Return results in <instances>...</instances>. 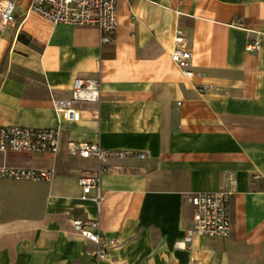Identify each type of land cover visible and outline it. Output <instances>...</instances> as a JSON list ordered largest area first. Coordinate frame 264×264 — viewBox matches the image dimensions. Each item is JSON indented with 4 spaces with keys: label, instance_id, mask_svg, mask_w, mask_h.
<instances>
[{
    "label": "crops",
    "instance_id": "crops-1",
    "mask_svg": "<svg viewBox=\"0 0 264 264\" xmlns=\"http://www.w3.org/2000/svg\"><path fill=\"white\" fill-rule=\"evenodd\" d=\"M0 125L59 128L58 152H0V165L51 169V180L0 179V264H264V0H119L116 39L95 26L51 23L14 0L2 24ZM189 36L194 74L171 60L175 30ZM258 41L255 51L247 45ZM78 76L100 79L99 101L67 119ZM126 150L103 163L72 144ZM145 152L141 158L138 153ZM99 172L103 200L78 178ZM229 176V183H225ZM232 191L230 237L185 247L193 192ZM98 220L109 256L73 220Z\"/></svg>",
    "mask_w": 264,
    "mask_h": 264
},
{
    "label": "built area",
    "instance_id": "built-area-1",
    "mask_svg": "<svg viewBox=\"0 0 264 264\" xmlns=\"http://www.w3.org/2000/svg\"><path fill=\"white\" fill-rule=\"evenodd\" d=\"M119 0H31L29 10L51 23L66 22L81 26H95L100 32V40L104 44L116 39L119 24ZM14 0H6L1 8L2 24H11L15 20ZM258 41L247 45L248 51H255ZM194 55L189 47V36L185 29L178 27L174 33V46L171 60L190 77L194 74ZM71 95L61 98L52 95L53 107L63 113L69 120L78 117L76 105L79 102L99 101L102 97L100 79L78 76L71 87ZM61 147V131L59 128H43L22 125H0V152L7 150L26 151L35 154L58 152ZM71 150L84 158H95L103 163L100 171H111L107 164L111 157H126L135 154L126 150H105L98 143L72 144ZM141 158L145 152H139ZM53 170L12 167L0 165V179L15 181L51 180ZM225 176V183H229ZM78 183L84 195L96 191L95 199L98 204L103 200L100 190L99 172H84L78 178ZM232 191L220 189L215 191L193 192L190 197L192 204V221L183 240L177 242L178 247H185L195 236L230 237L234 230L231 215ZM74 229L89 241L98 245L94 254L95 262L101 257H108L110 241L100 233L99 221L73 220Z\"/></svg>",
    "mask_w": 264,
    "mask_h": 264
}]
</instances>
